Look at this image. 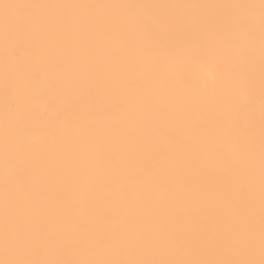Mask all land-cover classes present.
I'll return each instance as SVG.
<instances>
[{"label": "bare ground", "instance_id": "6f19581e", "mask_svg": "<svg viewBox=\"0 0 264 264\" xmlns=\"http://www.w3.org/2000/svg\"><path fill=\"white\" fill-rule=\"evenodd\" d=\"M262 179L260 0H0V262L258 264Z\"/></svg>", "mask_w": 264, "mask_h": 264}, {"label": "snow or ice", "instance_id": "6c2138e0", "mask_svg": "<svg viewBox=\"0 0 264 264\" xmlns=\"http://www.w3.org/2000/svg\"><path fill=\"white\" fill-rule=\"evenodd\" d=\"M261 8V22L264 25V0H260ZM205 69V65L199 62L198 57L194 56L192 63L189 67V72L194 73L196 71H202ZM262 211H264V179H262ZM262 249H264V231H262ZM0 264H40L36 261L27 260H7L2 261ZM83 264H118V262H83ZM135 264H145V262H135ZM173 264H257L256 261H191V262H173ZM258 264H264V258H262Z\"/></svg>", "mask_w": 264, "mask_h": 264}]
</instances>
